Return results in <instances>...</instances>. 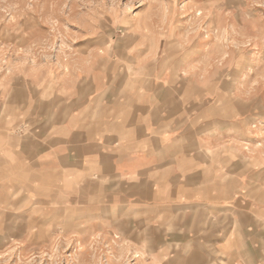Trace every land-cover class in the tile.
I'll list each match as a JSON object with an SVG mask.
<instances>
[{
	"label": "crops",
	"instance_id": "0c3cea01",
	"mask_svg": "<svg viewBox=\"0 0 264 264\" xmlns=\"http://www.w3.org/2000/svg\"><path fill=\"white\" fill-rule=\"evenodd\" d=\"M134 51L72 86L0 90V230L67 216L148 232L176 264H264V78L252 63L221 75Z\"/></svg>",
	"mask_w": 264,
	"mask_h": 264
},
{
	"label": "rangeland",
	"instance_id": "374dc122",
	"mask_svg": "<svg viewBox=\"0 0 264 264\" xmlns=\"http://www.w3.org/2000/svg\"><path fill=\"white\" fill-rule=\"evenodd\" d=\"M248 42L264 45V0H0V90L15 77L72 86L131 63L138 46L161 47L175 68L224 75L252 63L264 78V53L245 54ZM40 228L0 230V264H176L148 232L90 231L67 216Z\"/></svg>",
	"mask_w": 264,
	"mask_h": 264
}]
</instances>
